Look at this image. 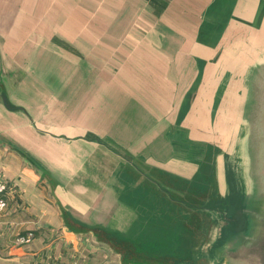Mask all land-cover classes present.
<instances>
[{
	"label": "crops",
	"instance_id": "0c3cea01",
	"mask_svg": "<svg viewBox=\"0 0 264 264\" xmlns=\"http://www.w3.org/2000/svg\"><path fill=\"white\" fill-rule=\"evenodd\" d=\"M72 3L0 0V175L11 182L9 205L0 212V264H218L211 255H202V246L211 238L203 231L201 210L170 200L166 192L170 188L179 196L189 190L192 196H200L181 183L177 185L183 190L172 188L175 182L163 167L165 163L167 167L169 156L155 152L158 140L136 139L135 145L129 146L121 141L132 147L130 156L105 158V166L99 169L94 166L96 161L87 157L82 164L85 169L79 173L63 174L40 161L48 183L26 165L23 154L15 152L24 148L21 143L25 145L18 138L25 128L16 116L26 114L34 125L26 107L16 104L8 94L9 85L21 83L26 72L25 61L10 58V29L16 26L18 35L26 39L42 32L57 35L58 19L73 18L67 15ZM218 4L229 5L226 12H219ZM261 4V0H169L165 11L159 13L161 20L172 22L164 23L169 25L161 34L167 37L166 44L158 48L151 45L149 50L146 46V59L131 64L134 69L159 73L148 71L144 86L140 85L138 94L133 92L137 100L133 103L135 131L153 130L154 117L164 113L161 90L170 87L167 79L177 83L182 77L183 82V77L192 74L195 82L202 69L211 67V62H203L202 53H216L213 45L220 52L235 39L261 33ZM213 15L219 21L231 19L220 25L229 30L217 39H212L217 36L214 27L219 26L212 24ZM42 20L53 24L43 27ZM251 23L256 28L250 30ZM215 56L213 67H217ZM153 92L161 106L158 113L152 108ZM3 95L22 110L9 109ZM10 135L17 140H11ZM161 144L166 148L164 142Z\"/></svg>",
	"mask_w": 264,
	"mask_h": 264
},
{
	"label": "rangeland",
	"instance_id": "374dc122",
	"mask_svg": "<svg viewBox=\"0 0 264 264\" xmlns=\"http://www.w3.org/2000/svg\"><path fill=\"white\" fill-rule=\"evenodd\" d=\"M168 2L73 0L69 6L71 14H67L73 18L58 19L57 35L42 32L26 39L18 35L16 26L10 29V58L25 61L26 72L21 83L9 85L8 94L16 104L26 107L35 127L26 114L14 117L25 128L23 135L18 137L25 141V145L20 144L24 148L15 149V152L23 154L26 165L47 183L48 177L42 171L44 167L40 161L50 168L60 169L63 174H71L84 170L82 164L89 157L90 162L96 161L94 166L99 169L105 166V158L131 155L132 147L121 141H126L129 146L135 145L136 139L147 138L158 140L155 141V152L163 151L169 156L167 167L166 163L163 167L165 172L168 169L169 179L176 183L172 186L175 191L183 190L177 185L181 183L204 200L209 197V186L213 183V189L224 197L225 182L220 180L217 168L231 135L218 122L217 91L209 83L212 69L216 67L212 61L219 53L217 45H213L218 50L216 53H202L203 62H211V67L202 69V75L197 76L195 82L192 74L183 77V82L181 77L177 83H171L169 77H165L170 87L161 90L164 113L154 117L153 130L135 131L133 103L137 100L133 98V92L138 94L140 85L144 86L145 74L148 71L156 73V70L134 69L131 64L146 59V46L148 50L151 45L158 48L167 41L161 34L164 35V28L169 26L164 23L172 22L161 20L159 13L165 11ZM217 6L219 12H226L229 5ZM213 18L212 24L219 26L214 27L217 36L212 39H217L220 33L229 30L223 26L231 19L219 21L216 15ZM49 23L53 24V21L42 20L41 26H49ZM254 27L256 24L251 23L250 30ZM164 95L170 96L165 98ZM155 97L153 92L152 108L158 113L161 106ZM98 118L102 120L99 122ZM17 133L15 131L14 135ZM10 138L15 139L11 135ZM212 156H217L215 167ZM101 175L104 177L102 172ZM182 175L185 179L181 180ZM0 177L9 186L5 197L8 207L11 182L2 175ZM179 196L181 199L187 197L189 203L193 201L192 193ZM219 207L226 205L223 203ZM220 223L217 219V225Z\"/></svg>",
	"mask_w": 264,
	"mask_h": 264
},
{
	"label": "water",
	"instance_id": "95a60500",
	"mask_svg": "<svg viewBox=\"0 0 264 264\" xmlns=\"http://www.w3.org/2000/svg\"><path fill=\"white\" fill-rule=\"evenodd\" d=\"M261 3V33L235 39L217 53L209 81L217 91L218 122L231 135L217 168L225 182L224 197L212 182L209 197L201 200L195 194L192 203L166 189L170 200L201 210L203 231L211 238L202 246V255H211L218 264H264V0ZM3 99L9 109L22 110ZM216 157H211L214 167ZM190 194L187 190L184 196ZM223 203L226 207L220 208Z\"/></svg>",
	"mask_w": 264,
	"mask_h": 264
},
{
	"label": "built area",
	"instance_id": "2783aa9c",
	"mask_svg": "<svg viewBox=\"0 0 264 264\" xmlns=\"http://www.w3.org/2000/svg\"><path fill=\"white\" fill-rule=\"evenodd\" d=\"M7 183L0 177V212L7 208L6 192L8 191Z\"/></svg>",
	"mask_w": 264,
	"mask_h": 264
}]
</instances>
